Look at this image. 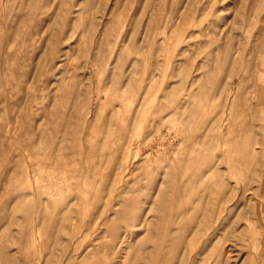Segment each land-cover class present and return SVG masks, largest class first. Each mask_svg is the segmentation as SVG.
<instances>
[{
	"label": "rangeland",
	"instance_id": "rangeland-1",
	"mask_svg": "<svg viewBox=\"0 0 264 264\" xmlns=\"http://www.w3.org/2000/svg\"><path fill=\"white\" fill-rule=\"evenodd\" d=\"M0 264H264V0H0Z\"/></svg>",
	"mask_w": 264,
	"mask_h": 264
}]
</instances>
